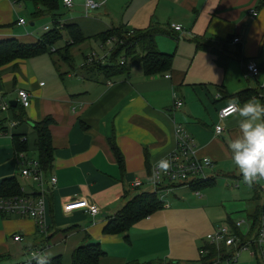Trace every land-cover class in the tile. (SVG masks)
<instances>
[{"label":"crops","instance_id":"obj_1","mask_svg":"<svg viewBox=\"0 0 264 264\" xmlns=\"http://www.w3.org/2000/svg\"><path fill=\"white\" fill-rule=\"evenodd\" d=\"M21 3L25 2L0 0V40L14 38L30 43L39 38L24 27L25 23L16 24ZM57 3L64 6L62 0ZM71 3L64 6L69 10L67 15L58 16L59 26L76 24L84 38L81 44L90 38L98 41L102 52L97 51V55H104L106 50L96 38L98 33L84 31L81 24L85 20L98 21L100 32L110 27L163 28L169 35L157 34L156 48L178 57V63L173 60L169 70L145 75L138 62H130L126 73L110 79L86 68L66 67L54 52L0 65V94L4 98L16 102L17 89L29 93L28 106L17 108L26 121L10 125L8 135L3 124L6 130L0 133V180L13 176L21 181L17 165L14 167L11 135L19 134L26 142L25 155L33 152L36 158L35 132L30 123L47 116L52 119L47 129L53 153L46 173L55 177L46 193L44 236L31 219L0 213V262L25 261L27 252L44 245L42 240L48 235V244L40 253H50L49 258L66 257L60 264H68L74 247L87 242H97L103 251L98 264L154 260L185 264L186 258L199 254L200 247L189 230L179 229V221L187 219L181 212L188 208L162 203L160 209L133 223L127 238L121 233H103L102 227L131 196L149 190L150 165L174 147V126L189 135L196 156L213 160L211 185L219 177L242 181L228 148V140L239 134L237 118L220 120L217 111L232 100L242 104L251 97L264 105V0H104L87 12L84 0ZM27 7L31 10L30 5ZM170 24L180 25L182 31ZM63 34L66 32L61 31ZM163 37L176 40L174 50L164 48ZM234 37L238 40L232 41ZM248 59L257 66L255 76L246 72ZM244 89L253 90V95L244 100L234 96ZM172 93L181 102L178 107L173 105ZM216 123L222 127L220 135L213 132ZM110 139L122 156L121 166L110 149ZM135 180L141 185L132 186ZM171 200L178 202L180 198ZM86 201L96 205V214L87 212ZM229 216L225 220H231ZM15 233L19 241L12 239Z\"/></svg>","mask_w":264,"mask_h":264},{"label":"trees","instance_id":"obj_2","mask_svg":"<svg viewBox=\"0 0 264 264\" xmlns=\"http://www.w3.org/2000/svg\"><path fill=\"white\" fill-rule=\"evenodd\" d=\"M16 2H28L31 6L29 15L31 17H37L40 15H48L51 21V27L43 31L39 38L30 43H24L17 41L14 38H8L0 40V65L10 62L14 59L29 58L37 56L42 53H56L58 57L66 62L69 61L68 49L74 44L83 41V36L76 24L73 23H62L59 26V17L55 14L58 3L57 0H15ZM64 30L68 39L64 44L55 48L54 44L61 38V31ZM160 33H169L163 28H159L154 25H148L143 29H130L126 30L121 27H110L109 29L100 32L96 35L99 43H103L107 38L113 37V46L106 56V61L104 63H99L98 61H92L88 66L84 68L92 71H100L102 76L106 79L123 74L127 72V67L130 62H138L141 66L142 72L145 75H151L155 73H161L169 70L172 53L161 52L156 48L155 36ZM197 48H200L199 40L195 38L192 39ZM122 55L124 58V63L119 64L118 58ZM128 60V61H127ZM217 62H220L217 60ZM87 65L82 64V67ZM254 91L250 89L240 90L236 92L234 96L239 100H244L253 95ZM20 105H15L14 107H9V112L12 113V118L17 120V123L26 121L23 111L17 109ZM22 108V107H21ZM17 109V110H16ZM16 110V112H15ZM5 120L4 117L0 118V133L5 132V127L1 123V120ZM52 122L50 117H44L39 121L31 122L33 131L35 132V139L33 142V147L36 151V159L42 170L47 171L52 162L53 149L49 141V133L47 126ZM2 124V125H1ZM11 140L13 143L14 151H24L26 149L25 140H21L19 134H12ZM110 149L115 157L116 162L122 165V156L115 146L112 139L109 140ZM243 181L242 175L239 177ZM210 178L205 180H200L189 185V189L195 191L204 186H208ZM244 184H246L243 181ZM248 185V184H246ZM254 194L259 195L258 190H260L255 184L250 186ZM18 193V181L15 180L13 176L6 177L0 180V197L12 196ZM254 195V198L257 197ZM259 195V199H260ZM162 207L161 200L158 199L156 194L149 190H142L128 200L125 201L119 213L108 220L102 227L103 233L114 234L121 233L124 234V238H127L126 232L129 227L141 218L146 217L157 209ZM264 209V204L258 202L251 213L245 212L248 220H251L249 230L246 233L239 231L235 226L233 221L226 220L232 230L239 235L241 243L246 239L253 237L254 231L256 229V224L260 212ZM242 230V229H241ZM48 235L43 238V244L46 246L48 244ZM253 248V253L260 257L253 243L250 244ZM200 247L205 248L207 253L204 255H199V262L205 264L206 261L213 259L210 257L211 251L214 250L213 246L202 244ZM103 255V251L100 249L97 242H87L79 244L72 250L69 258L68 264H98V259ZM229 255V254H228ZM19 264H36V261L29 263H19ZM48 264H60V256H55L49 258ZM124 264H177L176 262L169 261L164 262L162 260L147 261L144 263H138L136 261H127Z\"/></svg>","mask_w":264,"mask_h":264},{"label":"built area","instance_id":"obj_3","mask_svg":"<svg viewBox=\"0 0 264 264\" xmlns=\"http://www.w3.org/2000/svg\"><path fill=\"white\" fill-rule=\"evenodd\" d=\"M103 1L104 0H84V9L87 12L101 5ZM62 4L65 7H70L72 3L71 0H62ZM24 23L25 21L23 18L18 17L16 19V24L20 25ZM170 27L176 31H182L180 25L170 24ZM42 28L43 30H47L48 26L45 25ZM237 40L238 38L236 37L232 38V41ZM113 41V37L107 38L100 44L104 46L106 53L104 55H97L95 51H91L85 55L83 63L89 64L92 61L104 63L107 59L106 56L108 55L109 50L113 46ZM118 63H124L122 55H119ZM245 69L247 74L250 76H255L258 72L257 66L252 59H248L246 61ZM39 84H42V82H39ZM171 96L173 98V105L178 107L181 104L180 100L176 99L173 93ZM16 103H18L21 107H27L29 104V93L24 89H17ZM228 103L218 109V119H224L222 116V110ZM9 107V101L0 94V113L9 112ZM13 123L14 122L11 121L10 125H13ZM218 126L222 129L221 125L218 123L213 126V132L216 135H220V132H217ZM173 136L174 147L166 155L161 157L167 158L171 163V167L168 172H161L159 178L153 182L150 178L152 177L154 171V163H152L149 168V190L154 192L163 204L166 203L163 196L164 192L177 187L189 188L190 184L209 178V171H211L214 166V162L211 158L195 155L194 145L191 138L180 126H174ZM14 160L17 165V176L21 179V181L18 182V193L12 196L0 197V213L15 214L31 219L34 222L37 232L44 236L47 229L45 222L46 193L48 186L54 185L55 177L52 174H47L45 170H42L37 159L26 157L23 151L15 152ZM254 184L260 189L262 194L260 203L264 204V180H260ZM140 185L141 182L137 180L132 183V186L134 187ZM85 204L86 210L90 215L97 213V207L95 204L88 203L87 201ZM233 223L239 231L246 233L249 230L251 220H235ZM243 225L245 227L241 228ZM12 239L14 241H19L21 238L19 234L15 233L12 235ZM205 240L204 244L214 247L223 246L231 249L229 255L222 260L226 264L229 260H231V258H233V260L235 259L238 249L250 246L251 243H253L256 247L254 250H257L260 258L264 259V209L258 216L253 237L246 239L243 243H241L239 235L236 234L226 222H221L214 226L213 230L205 235ZM43 247L44 245H41L30 249L27 252V258L23 261V263L35 261L32 259V253H40ZM206 253L207 250L205 248L199 247V255L202 256ZM251 253L254 254L253 251ZM219 262L221 261H214L211 259L206 261L205 264H218Z\"/></svg>","mask_w":264,"mask_h":264},{"label":"rangeland","instance_id":"obj_4","mask_svg":"<svg viewBox=\"0 0 264 264\" xmlns=\"http://www.w3.org/2000/svg\"><path fill=\"white\" fill-rule=\"evenodd\" d=\"M24 4V5H23ZM29 3H21L19 4L21 9L20 16L25 20L24 27L28 30H31L36 37H39L43 33L42 26L44 24H47L49 27H51V21L48 15H40L37 17H31L29 15L30 10L27 6ZM67 12L69 10L59 4L57 6V9L55 10V14L63 17L64 15H67ZM94 15V10L91 11V18ZM84 16V15H83ZM32 21L33 24L29 25V22ZM99 23L96 20H85L84 24H81L83 26L84 31H86L87 34L92 33H99L100 31L97 30ZM64 31V30H62ZM98 31V32H96ZM66 35L63 34L61 38L54 44L55 48L61 47L65 40ZM178 42H181V36L179 35L177 38ZM98 41L90 38L89 41L84 42L83 44L77 43L71 46V49H68L69 52V61H62L59 57L57 58V61L62 62L64 66H69L70 68L78 67L80 69L84 68L87 65L81 66L83 64L82 57L86 53H90L91 51H99L100 53L101 48L98 47ZM161 44L164 46V48H170L171 50H174L176 47V40L170 39L167 37H163ZM104 49V48H103ZM98 53V52H97ZM98 53V54H100ZM71 54V55H70ZM72 56V58H71ZM181 59V58H180ZM84 60V58H83ZM173 60L178 63V57L172 56L170 68L173 65ZM182 60V59H181ZM128 61V60H127ZM81 63V65H79ZM91 64V63H90ZM79 65V66H78ZM64 66H60L61 68H66ZM77 68V69H78ZM96 76H102L100 71H94ZM6 99V98H5ZM7 100V99H6ZM4 117L6 121L3 119L1 120L2 124L7 125V132L5 135L9 134V126L10 122L13 121V125L17 123L16 119H13L8 116V112H1L0 118ZM10 120V121H8ZM1 124V125H2ZM19 124V123H18ZM26 157H34V153H26ZM14 163V167H15ZM16 168V167H15ZM225 180L221 177L217 178L215 180V183L211 185V182H209L208 186H204L202 188H206L203 190H196L197 192L191 190V188L187 187H177L175 189H171L167 192H164V200L168 204L185 207L188 208V210H185L181 212L185 215L187 218L186 220L181 219L179 221V229L189 230L192 233L193 238L195 241H197L198 246L204 244L205 235L209 232H211L214 228V226L219 221H226V215H230L231 221L235 220H248L246 215H244V212L251 213L255 206L260 203V199L262 197L261 191L258 190L259 195L257 193L254 194L253 189L249 186L243 183V181L240 180ZM146 186H143L142 189H144ZM147 189V187H146ZM200 196H197L199 195ZM257 194V197L254 198V195ZM178 197L180 198V201L178 202H172V197ZM248 222V221H247ZM227 223V222H226ZM245 227L244 225L241 227ZM214 247V246H213ZM211 255L210 257L213 258L214 261H221L218 264H226L223 259H225L228 254L230 253V248H225L223 246H217L214 247V250H210ZM253 248L251 246H247L245 248H241L237 250V255L235 259L231 258L227 264H264V259L257 257V254H252ZM176 260L175 258H172ZM60 261L62 263L66 262V257H60ZM187 261L185 264H201L199 262V256L196 253L195 256L192 258H186ZM183 261V262H184ZM5 261H1L0 264H5Z\"/></svg>","mask_w":264,"mask_h":264},{"label":"clouds","instance_id":"obj_5","mask_svg":"<svg viewBox=\"0 0 264 264\" xmlns=\"http://www.w3.org/2000/svg\"><path fill=\"white\" fill-rule=\"evenodd\" d=\"M223 118L233 116L237 118L239 134L228 140L233 164L238 167L243 181L249 186L264 180V105L255 97H251L242 104L238 100L230 101L222 110ZM222 129L218 126L217 132ZM171 163L167 158L154 162L153 182L159 178L161 172L167 173ZM51 254L32 253L36 264H48Z\"/></svg>","mask_w":264,"mask_h":264},{"label":"water","instance_id":"obj_6","mask_svg":"<svg viewBox=\"0 0 264 264\" xmlns=\"http://www.w3.org/2000/svg\"><path fill=\"white\" fill-rule=\"evenodd\" d=\"M30 24H31V22H30ZM9 104H10L11 107H14L16 105V102H15V100H10Z\"/></svg>","mask_w":264,"mask_h":264}]
</instances>
